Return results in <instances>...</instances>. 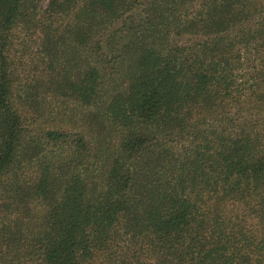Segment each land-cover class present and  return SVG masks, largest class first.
<instances>
[{"label": "trees", "instance_id": "obj_1", "mask_svg": "<svg viewBox=\"0 0 264 264\" xmlns=\"http://www.w3.org/2000/svg\"><path fill=\"white\" fill-rule=\"evenodd\" d=\"M0 264H264V0H0Z\"/></svg>", "mask_w": 264, "mask_h": 264}, {"label": "rangeland", "instance_id": "obj_2", "mask_svg": "<svg viewBox=\"0 0 264 264\" xmlns=\"http://www.w3.org/2000/svg\"><path fill=\"white\" fill-rule=\"evenodd\" d=\"M14 42L11 48V55L14 58L13 65L18 68L19 74L21 72V77L25 81H19V75L17 74V79L19 83H27L34 76H39L40 71L34 68L36 64H39V58H41L42 52L39 48L38 32L33 33V29L28 30V32L22 27H18L13 32ZM117 67V66H116ZM117 69V68H116ZM117 73H112L109 80L104 83L105 89L108 90L114 86L118 79ZM23 88L20 87V95L26 92L22 91ZM26 91V89H25ZM54 105H57L59 109L54 111L52 114H47L40 116L39 113L35 112V106L30 107L26 105L25 112V123L31 132H36L40 128H65L72 132L77 131H89L90 126L85 123L90 122V118H87L92 108L81 105L75 100H63L59 98L58 100H50ZM61 110V112H60ZM27 114V115H26ZM90 136L95 134V131L90 130Z\"/></svg>", "mask_w": 264, "mask_h": 264}]
</instances>
